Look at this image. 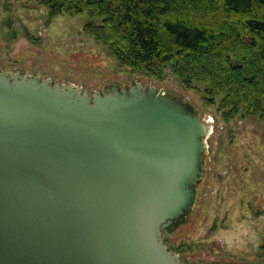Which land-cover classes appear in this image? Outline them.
Listing matches in <instances>:
<instances>
[{"label":"water","instance_id":"1","mask_svg":"<svg viewBox=\"0 0 264 264\" xmlns=\"http://www.w3.org/2000/svg\"><path fill=\"white\" fill-rule=\"evenodd\" d=\"M207 126L141 82L88 94L0 71V264H183Z\"/></svg>","mask_w":264,"mask_h":264},{"label":"rangeland","instance_id":"2","mask_svg":"<svg viewBox=\"0 0 264 264\" xmlns=\"http://www.w3.org/2000/svg\"><path fill=\"white\" fill-rule=\"evenodd\" d=\"M91 19L87 13L50 18L41 0H0V71L39 74L90 95L138 81L193 104L207 126L206 189H199L194 214L176 224L169 238L186 245L183 255L177 254L192 264H264V124L257 117L222 120L216 107L205 104L199 91L180 85L170 68L158 80L121 65L107 45L85 32ZM241 156L251 159L253 173H239ZM236 185L249 191L245 196L256 195L250 209L247 197H234ZM202 198L208 203L201 204Z\"/></svg>","mask_w":264,"mask_h":264},{"label":"trees","instance_id":"3","mask_svg":"<svg viewBox=\"0 0 264 264\" xmlns=\"http://www.w3.org/2000/svg\"><path fill=\"white\" fill-rule=\"evenodd\" d=\"M50 18L87 13L84 30L123 66L160 80L167 68L219 117L264 124V0H41ZM100 18V22L94 19ZM164 230V243L175 253ZM181 257V256H180ZM183 264H192L181 257Z\"/></svg>","mask_w":264,"mask_h":264},{"label":"flooded vegetation","instance_id":"4","mask_svg":"<svg viewBox=\"0 0 264 264\" xmlns=\"http://www.w3.org/2000/svg\"><path fill=\"white\" fill-rule=\"evenodd\" d=\"M1 71H2V70H1ZM36 76H39V77H41V78H44L43 76H41V75H39V74L30 75L29 77H36ZM229 131L231 132V131H233V129L230 127V128H229ZM232 140H234V138H231V139H230L231 142H234V141H232ZM246 159H247V160H245V159L241 156L240 164H242L243 169H239V170H240V171H239L240 174L248 175V174H251V173L254 172L253 169L251 168V162H252L251 159H250V158H246ZM232 165H233V167L236 166L234 163H232ZM232 170H233V169H232ZM206 171H208V170H207V168L205 167L204 175H205ZM208 172H209V171H208ZM225 174H226V172L224 171V172L221 174L222 176H220V177H221V178L224 177ZM204 175H203V177H202L200 183H199L198 186H197L196 198H195L194 205H195L196 203L198 204L199 201H200V199H201V197H200V192L202 191L203 185H204V190L206 189V178L204 177ZM206 175H207V174H206ZM228 181H229V180H228ZM250 183H251V180H250ZM199 189H200V192H199ZM238 192H239V193H238ZM248 192H249V191L244 190V189H242V188L240 189V186H237V185H236V190L234 191V197L239 198V200H241V199H246V197H247L248 200L245 201V204H246L247 207L250 209L251 206H253V205L256 204V195H255V194H252V195H249V196H245V194L248 193ZM218 196H219V195L216 196V199H218ZM203 200H204V204H206V203H208L209 198H204V199L202 198L201 204H202ZM241 203H243V201H241ZM259 204H261V201H259ZM194 205H193V207H194ZM263 206H264V204H263ZM193 210H194V209L192 208L191 212L188 213L187 216H188V215H191L192 212H193V214H194V211H195V210H194V211H193ZM225 215H229L228 212L225 213ZM225 215H224V218L227 219V217H226ZM187 216H186V217H187ZM262 247H264V246H262Z\"/></svg>","mask_w":264,"mask_h":264}]
</instances>
